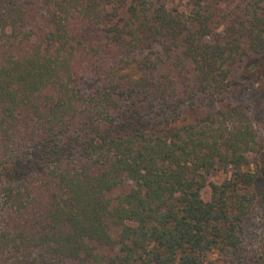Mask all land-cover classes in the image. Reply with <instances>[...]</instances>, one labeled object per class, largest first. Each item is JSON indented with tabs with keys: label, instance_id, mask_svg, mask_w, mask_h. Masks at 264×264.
<instances>
[{
	"label": "trees",
	"instance_id": "1",
	"mask_svg": "<svg viewBox=\"0 0 264 264\" xmlns=\"http://www.w3.org/2000/svg\"><path fill=\"white\" fill-rule=\"evenodd\" d=\"M183 1L0 0V264H259L264 0Z\"/></svg>",
	"mask_w": 264,
	"mask_h": 264
},
{
	"label": "rangeland",
	"instance_id": "2",
	"mask_svg": "<svg viewBox=\"0 0 264 264\" xmlns=\"http://www.w3.org/2000/svg\"><path fill=\"white\" fill-rule=\"evenodd\" d=\"M175 1L179 2L180 0ZM226 2H229L230 7L228 8L226 6L225 8L232 9L233 6L238 5L241 0H226ZM183 3H185V1H183ZM227 10L225 11V13L227 12ZM253 64L254 65L252 67L248 68V70L246 71L247 75L245 76L248 77L251 70L255 68V75L248 77L249 79L253 80L254 83L252 85H248L250 87L246 92H239L237 94H234L233 96H231V99L234 101L241 100L245 103L246 106L249 107V117L251 119V122L254 125L258 136L264 141V67L259 66L257 62ZM244 73L245 72L243 70V74ZM248 81L246 83H248ZM252 161L254 162L255 160L252 159ZM263 164V161H259L258 166H261ZM252 167L255 170L254 164L252 165ZM224 178L225 175L220 173L218 175H213V177H211V180L221 181ZM258 187L259 191L263 193L264 176L260 179ZM203 196L208 197L207 193L205 192H203ZM243 234V241L247 245V248L249 251H251V253H264V210L261 206H258L256 208V211L253 212L251 219L245 222V232ZM218 262L221 263V261ZM259 264H264V256L259 261Z\"/></svg>",
	"mask_w": 264,
	"mask_h": 264
}]
</instances>
